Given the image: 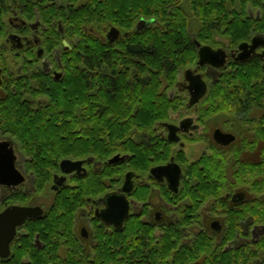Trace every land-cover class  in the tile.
Returning a JSON list of instances; mask_svg holds the SVG:
<instances>
[{
    "label": "flooded vegetation",
    "instance_id": "flooded-vegetation-1",
    "mask_svg": "<svg viewBox=\"0 0 264 264\" xmlns=\"http://www.w3.org/2000/svg\"><path fill=\"white\" fill-rule=\"evenodd\" d=\"M190 1L0 0V142L10 145L13 169L23 177L16 185L0 184V211L9 205L42 210L16 227L0 262L9 264L20 253L24 264L32 258L34 264H210L211 248H220L226 260L242 264L244 247L254 250L264 224L245 206L259 208L264 190H253L246 177L254 172L258 180L264 161V0H225L221 13L210 10L204 23ZM171 7L183 11L182 29L159 15ZM171 35L186 41L177 69L150 73L149 60L128 50L149 43L165 50ZM90 45L99 55L94 64L85 62ZM103 76L123 92L128 117L151 91L156 105L166 104H160L162 118L101 119V112L115 109L102 98L108 91ZM70 83L78 84L77 104L68 96ZM198 84L203 94L190 104ZM11 112L18 120L77 125L76 134L66 129L59 137L64 155H50L58 160L41 192L33 189L30 166L44 155L26 150L21 137L4 126ZM113 125L133 128L125 151L96 159L95 135ZM71 141L77 142L78 157L68 156ZM114 155L122 159L109 163ZM62 159L80 161L79 169L62 171ZM154 167H160L155 174ZM216 169L222 179L215 195ZM207 189L205 198L198 197ZM20 195L25 202L14 201ZM121 197L126 212L117 225ZM53 207L60 211L46 224ZM36 223L29 246L17 252ZM247 264L260 262L252 257Z\"/></svg>",
    "mask_w": 264,
    "mask_h": 264
},
{
    "label": "trees",
    "instance_id": "trees-1",
    "mask_svg": "<svg viewBox=\"0 0 264 264\" xmlns=\"http://www.w3.org/2000/svg\"><path fill=\"white\" fill-rule=\"evenodd\" d=\"M171 1V0H169ZM249 2H253L254 0H251ZM175 3V2H173ZM191 9L194 15L201 20V23L205 22V17L208 18L210 14V10H212V13H215L216 15L221 13L222 8H225V0H191ZM172 8V7H171ZM159 15H162L165 17L166 22L168 23L169 26L173 25H179L182 27L185 24V17L183 11H181L178 7L172 8L171 12H167V8L161 9V13ZM159 15H156L158 17ZM214 19H218L217 16H214ZM237 23V21H235ZM172 29H174L172 27ZM165 30V29H164ZM172 33L173 31H168ZM167 32V33H168ZM85 39H91V37H87L85 35ZM159 42V38L157 40ZM170 44L167 47V49H159L157 44H148L146 47L139 46L137 48L135 47H128V50L132 52L133 54L135 51H137L138 55L140 57L145 56L144 58L148 59L149 61L147 62L148 66V72L150 73H156L159 72L162 67H170V69H177L178 67L182 65L174 64L177 61L176 56H182L183 51L182 48L185 47L186 41H184L182 38H174V36L171 35L170 37ZM130 48V49H129ZM85 50V55L89 56V60H86V64H92L93 62L95 63V56H99L97 52L94 51L93 45L86 46L84 48ZM180 51V52H179ZM75 55H77L75 53ZM103 57V56H102ZM106 61L108 63L110 71L113 70L112 64H110L106 58ZM93 63V64H94ZM146 66V65H145ZM174 67V68H173ZM156 71V72H153ZM121 72V71H120ZM119 72V73H120ZM114 78V77H112ZM123 78V77H122ZM121 78V80H123ZM154 79L156 78L155 76L153 77ZM103 88L105 90H108L102 94V98H108V104H114L115 109L110 110L106 114V112H101V119H110V120H122L127 116V119H135V120H141L142 118H146L148 120H152L153 115L154 117H159L162 118V112L165 110L161 111L160 110V104L163 105L161 108H165L166 104L165 102H160L159 105L155 104V107L150 104L151 100L153 101L154 99H157L158 97L154 96L153 92L149 91L148 92V97L150 100L147 102L141 103L142 105L139 106L138 111L134 112V117H128L131 114V108H125V103L120 99V96L123 94V92L117 90V84L115 85L114 81L111 80V78L103 76ZM77 82V78H74L71 80V83L74 84ZM72 90L70 94L68 95L70 98H75L77 97V92L76 88L78 87V84L72 85ZM12 98V97H10ZM12 100V99H11ZM77 104V100L71 99ZM10 103H14V101H10ZM131 103V102H128ZM150 104V105H149ZM103 103L100 106V108H103ZM71 113V111H70ZM91 114V113H90ZM77 119V117L75 116ZM30 117H24L16 118L11 112L9 118L5 120L4 126H9L13 129L14 134L19 138L21 137V145L24 146L26 150L29 151H35L41 153V155H44L43 158H39L36 160H32V162H35L36 165H31L30 168H33L34 171V181H33V189L35 192H41L43 189L46 188L47 183L50 179V172L51 169L56 165V162L58 158L62 157L64 155L63 143L61 142L59 137H62V135H65L66 132L65 130L67 129L68 131L74 130V134H76V129L77 125H68L67 127H63L61 125L55 126L53 125L50 121L49 123L43 122V120H36L35 122L30 120ZM4 126H1V129L5 128ZM95 130H98V128H95ZM95 135V158L99 160H104L108 156L112 155L113 153H122L125 151V147L127 145V137L130 135V132L133 130L131 127L127 126H122L118 127L116 125L105 127L101 126V128ZM98 136H100V140H98ZM25 137V138H23ZM109 137V138H107ZM109 139V140H108ZM88 145V144H87ZM92 145V144H90ZM69 157L74 158L78 157V149H77V142L76 141H71L69 142ZM91 151L93 149H90ZM56 152H59V157L54 158L53 156H50L51 154H55ZM93 152V151H92ZM29 161V160H28ZM264 161L262 163V166L259 168L258 175H261L258 180L254 178L255 173L254 172H249V174L246 177V181L249 183L251 182V188L256 191H263L264 190ZM215 180L212 181L214 185H212L213 189V194L216 195L217 193V187L221 186V179H222V170L221 169H216L212 175ZM218 183V184H217ZM208 194V189L201 191L198 197L205 198V196ZM14 201H20V202H25L23 197L20 195ZM249 205L251 207H249ZM245 210L248 211L250 215L255 216V220L260 221L261 223L264 224V203L261 204V206L258 208V204H249L247 203L245 206ZM60 211V208L53 207L51 209V214L49 215L50 217L46 219L47 223L50 224L53 219L55 218L54 216L57 215ZM38 229L39 223H36L35 225ZM37 229H29L30 231L28 232V237L27 240L24 241V243H21L20 240L16 241L17 243H21L20 247H15L17 252H20L18 250L27 248L29 246V242L31 238L34 236V231ZM23 241V240H21ZM199 248V247H197ZM254 250H249L247 246L244 247V259L242 264H247L249 258L252 257H257L259 259L260 264H264V235H262L257 241L256 244L253 246ZM260 248V249H258ZM219 250V251H217ZM231 253V252H229ZM260 253V254H259ZM13 254V252H12ZM26 256L20 253H16L14 256H10V262L9 264L14 263H19V264H24L25 261L21 259V257ZM251 256V257H250ZM16 258V259H15ZM211 258L212 261H210V264H232L231 258L228 257L226 260V257L223 253L220 252L219 249H212L211 248ZM210 258V259H211ZM34 258L31 259L30 264H34ZM0 264H7L5 262H0ZM237 264V262L235 263Z\"/></svg>",
    "mask_w": 264,
    "mask_h": 264
},
{
    "label": "water",
    "instance_id": "water-1",
    "mask_svg": "<svg viewBox=\"0 0 264 264\" xmlns=\"http://www.w3.org/2000/svg\"><path fill=\"white\" fill-rule=\"evenodd\" d=\"M205 60V57L202 58V54L200 57V63ZM189 72L188 70H185ZM196 81L199 83V79L196 77ZM204 90V86L202 84H198L196 86V90L191 92L189 103H194L202 96ZM171 133V131H169ZM170 138V136H169ZM171 139V138H170ZM176 140V139H173ZM118 159H122V157L118 155H114L108 162H115ZM13 156L11 147L7 142H0V184L6 185H16L23 177L13 169L12 166ZM80 161H72L69 159H62L59 163L60 169L64 172H68L70 170L79 169ZM160 167H154L151 169V173L155 174ZM179 174V172H178ZM129 174L125 175L124 185L122 187V191H128L127 184L129 182ZM121 207H118L119 214L116 215V224L119 225L123 218L125 217L126 212V204L124 198H119ZM42 213V210L38 207L34 206H23V205H9L5 207L2 211H0V257H6L9 254V243L14 237L16 232V227L22 224L24 219L33 218Z\"/></svg>",
    "mask_w": 264,
    "mask_h": 264
},
{
    "label": "rangeland",
    "instance_id": "rangeland-1",
    "mask_svg": "<svg viewBox=\"0 0 264 264\" xmlns=\"http://www.w3.org/2000/svg\"><path fill=\"white\" fill-rule=\"evenodd\" d=\"M70 84H71V83H70ZM69 87H70V86H69ZM71 88H72V87H70V89H71ZM147 97H148V95H147V96H144V100H145V102H147L148 100H149V102H150L151 99H149V98H147ZM150 104H152V106L154 105L153 107H155V104H156V103L154 102V100H153V101L151 100ZM150 104H149V105H150ZM201 145H202V144H201ZM187 149H188L187 151H189V154H190V152H194V151L191 150V149H192V146H188ZM195 153H196V152H195ZM190 156H191V155H190ZM195 156H197V153L195 154ZM2 194H4V193H1V192H0V197L2 196ZM35 225H36V224H35ZM35 225H34L32 228L37 229V228H35V227H36ZM29 229L31 230V227L27 229V232L30 231Z\"/></svg>",
    "mask_w": 264,
    "mask_h": 264
}]
</instances>
